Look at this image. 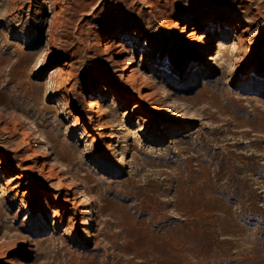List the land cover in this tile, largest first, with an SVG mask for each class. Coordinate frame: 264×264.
Instances as JSON below:
<instances>
[{"label":"rangeland","instance_id":"374dc122","mask_svg":"<svg viewBox=\"0 0 264 264\" xmlns=\"http://www.w3.org/2000/svg\"><path fill=\"white\" fill-rule=\"evenodd\" d=\"M142 53L166 99L125 82ZM0 170V264H264V0H0Z\"/></svg>","mask_w":264,"mask_h":264},{"label":"bare ground","instance_id":"6f19581e","mask_svg":"<svg viewBox=\"0 0 264 264\" xmlns=\"http://www.w3.org/2000/svg\"><path fill=\"white\" fill-rule=\"evenodd\" d=\"M42 1H44V0H42ZM192 17H193L192 15H189L187 17H182L180 19V23L177 24L178 26L181 27L182 32H184V34L186 36L185 38L187 40H196L197 38L195 37V35H196L197 32H200L199 30L196 31L195 29H193L192 28V24H189V20H191ZM120 25H121V28H125L126 27V25L124 23H122V22L120 23ZM202 27H203V29H201V30H203V31H206L209 28H212V29H215L218 32H223V33H226V34L230 30L229 25L225 21H221V20L212 22L210 25L209 24H204V25H202ZM122 32H123L122 30L119 31V33H122ZM235 37H237V35H235ZM213 38L214 37H210V38H208L206 40V48H205V53H204L205 56L201 57V59H200L202 63L211 64L213 62V58H211V56L209 55V51H211V47H212L213 43L218 42V45L220 44L219 41H217V40L213 41ZM239 41H240V38H239ZM240 43H238L239 46L241 45ZM117 47H118V51L116 53L117 60H116L115 64L118 65L119 64L118 62L120 61L121 55L125 51V48H124L125 47V41L119 42ZM107 49L109 50V46H108ZM145 55H146L145 53H142V57L140 59V63H138V68L134 67L132 69H129V68L127 69V72L130 75H128L126 73L125 82L127 83V85L130 88H134L137 91H143L142 96H144L146 99H151L152 94H155V95H158V96L161 95L162 97H164L166 99L168 94L165 93L163 86L159 85L160 83L155 81L153 78L149 77L150 75L146 74V72L143 71V68H145V65H144L145 64V60H144L143 56H145ZM110 58H111V56H110ZM156 69H157V71L159 70V68L157 66H156ZM252 76H253V78L255 77L254 74ZM164 78L167 79V80L169 79V77L167 75H164ZM138 81H140V82L142 81V86L140 88H137V82ZM150 90L153 92L152 94L151 93H146V91H150ZM177 100L178 99L176 97H174V102L171 103L172 106H175V103L177 102ZM100 101L101 102H107L108 101L110 103L112 102L111 106L115 110V108L117 107L115 105V103L121 104V103H123V101H125V102L128 101V98L124 97V96H117L113 91H111L109 89H105L101 93ZM87 106H88L89 109H93L92 108L93 104L91 102H88ZM136 110H137V108H133L131 110L123 111L124 118L126 119V117L129 118V117L137 114ZM95 113L96 114H101L105 118H107L108 116L112 115L111 112L104 111L103 107H101V106L98 107V111H95ZM176 118H178V117H176ZM139 120H141V118H139ZM73 123H74L76 128H79V127L83 126L82 123L79 122L78 119H75ZM183 126H186V124L179 123L178 130L182 129ZM139 131H141V128L139 129ZM124 137H131V134L129 133V131H126V134H125ZM161 140H163V138H161ZM29 141L30 140L27 139L25 141L26 144ZM46 142L47 141H45L44 137L42 135H39L38 136V140H36V141H34L32 143L31 152H32V157L33 158H38V156H39V147H40L39 145H41L43 147V149H45ZM45 152H46V156L49 155V151L48 150H45ZM6 175L7 174L4 172V170H0V179H2ZM20 180H21L20 177L18 175H15V177H13L10 180L9 183H4V184H8L6 186V188L4 189V194L6 196H11V195L16 196V194L18 193V189L20 188ZM62 186H64V183L62 184ZM63 190H64V188L60 189V191H63ZM71 195H72V201H71V197H70ZM71 195H70V193H65L63 201L66 202V203L73 204L74 200H76V199H75V196L73 194H71ZM80 196L83 198V200H82L81 204L77 205V207L79 206L78 208H80V212H81L82 216L85 218V221H86L84 230L82 229V231H83V237L82 238H83V240H85V239H88L90 237V229L92 228V225L94 224V221L92 220V205H91V202H90L89 198L87 197V195H86V193L84 191H82ZM56 197L60 198L59 194L56 195ZM44 202H49V200L46 199V200L42 201V203H44ZM29 207H30L29 203L27 205L23 206L20 209V213L21 212H26V214L28 216L31 215V213L29 211ZM58 213H59V211L57 210V208L52 210L50 208V206H46V205L43 206L41 208L40 218L38 219L36 226H38V227L43 226L48 221L47 218L50 215L55 217V216L58 215Z\"/></svg>","mask_w":264,"mask_h":264}]
</instances>
